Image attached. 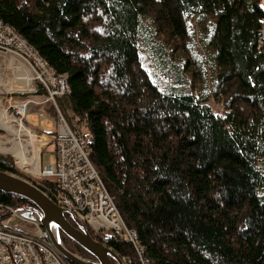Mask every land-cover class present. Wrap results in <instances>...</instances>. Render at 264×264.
Returning a JSON list of instances; mask_svg holds the SVG:
<instances>
[{"label": "trees", "instance_id": "obj_1", "mask_svg": "<svg viewBox=\"0 0 264 264\" xmlns=\"http://www.w3.org/2000/svg\"><path fill=\"white\" fill-rule=\"evenodd\" d=\"M262 4L0 0V20L67 77L68 123L91 135L90 160L150 264H264ZM42 110L56 117L51 103ZM49 140L38 137L39 158ZM8 160L0 153V171L12 172ZM18 166L36 170L35 159ZM0 204L34 208L3 192ZM104 236L136 264L128 244Z\"/></svg>", "mask_w": 264, "mask_h": 264}, {"label": "built area", "instance_id": "obj_2", "mask_svg": "<svg viewBox=\"0 0 264 264\" xmlns=\"http://www.w3.org/2000/svg\"><path fill=\"white\" fill-rule=\"evenodd\" d=\"M262 12L259 47L264 45V0ZM0 52L22 64L30 75V84H37L28 93L36 95L39 86L44 91L42 102L15 100L11 106L19 115L18 127L38 137L46 136L50 139L41 148V155L50 144L55 146V164L43 168L40 161L39 178L34 183L29 182L39 187L58 207L79 220L88 232L98 238L96 241L108 247L104 235L111 234L119 242L131 247L136 264H150L137 233L125 225L90 160L91 135L84 129L71 127L58 109L57 100L69 94L67 77L57 75L15 30L1 20ZM46 103H51L56 110V117L52 118L58 132L54 135L38 133L24 126L28 114H32L33 120L46 115L41 111H31L34 106L39 108ZM51 124L50 119L47 125ZM23 212L0 204V264H71L53 246L38 220L24 218ZM65 216L72 222L70 215ZM120 258L123 264H131L129 258Z\"/></svg>", "mask_w": 264, "mask_h": 264}, {"label": "rangeland", "instance_id": "obj_3", "mask_svg": "<svg viewBox=\"0 0 264 264\" xmlns=\"http://www.w3.org/2000/svg\"><path fill=\"white\" fill-rule=\"evenodd\" d=\"M197 54L199 56H203V51L200 48H197ZM29 86V74L24 69L22 64L17 62L14 59H11L8 54H4L0 52V110L5 112V114L8 117L13 118V122L11 123V126L13 128V133L10 131H6L3 128L0 127V141L2 143V148H5L7 150H11L14 145L17 146H25L26 150L28 151V161L27 163L21 162L19 159H17L16 154H9V153H3L4 156H7L9 158L8 162L13 165L12 172H8L11 175H14L16 177H20L23 179H26L32 183L37 181L36 179H32L25 175L26 172L22 171L21 168L18 166L21 164L23 167H28L30 163L36 158V164H37V170H39V164L41 161V167L46 166H52L55 164V146L53 144H50L42 153L40 154V158L37 155V139L38 136L34 135L31 131L24 129L23 127H18V119L19 115L17 114L16 110L12 108L15 100H18L19 102L26 101L27 99L36 101V102H42L44 98L38 94L33 95L31 93H28L31 90V87L37 86V84L32 83L28 89ZM16 92V93H15ZM61 111H63L62 115H64V118L66 119L68 123V119L71 114L66 105L62 100H57ZM46 104H43L38 107H33L31 109L32 113H35L36 111L43 112L42 108L45 107ZM211 106L214 109V112L219 114L222 112V105L221 103H216L214 101L211 102ZM56 111V110H55ZM52 120V124L49 126L47 125L48 120ZM69 124V123H68ZM24 126L26 128L33 129L37 131L38 133H45L48 135H54L58 132L56 122L52 117H49L48 115L39 118L37 120H33L32 114H28L25 118ZM31 133L34 136L35 139V147L31 148L29 145H27L29 139L26 133ZM29 149V150H28ZM35 152V153H34ZM2 153V152H1ZM15 159V160H14Z\"/></svg>", "mask_w": 264, "mask_h": 264}, {"label": "water", "instance_id": "obj_4", "mask_svg": "<svg viewBox=\"0 0 264 264\" xmlns=\"http://www.w3.org/2000/svg\"><path fill=\"white\" fill-rule=\"evenodd\" d=\"M0 192L24 198L34 205V208L25 210L22 216L31 220L37 219L48 233L53 246L71 264H123L114 251L94 240L79 220L58 207L39 187L28 180L0 171ZM65 214L71 216L72 222ZM60 234L76 243L94 260L70 252L64 246Z\"/></svg>", "mask_w": 264, "mask_h": 264}, {"label": "bare ground", "instance_id": "obj_5", "mask_svg": "<svg viewBox=\"0 0 264 264\" xmlns=\"http://www.w3.org/2000/svg\"><path fill=\"white\" fill-rule=\"evenodd\" d=\"M30 85L31 84H30V75H29V86H28V89H29ZM12 122H13V118L8 117L5 114V112L0 110V127L3 128L6 131H10V132L13 133V128L11 126ZM26 135L28 136V139H29L27 145H29L31 148L35 147V145H34L35 144L34 136L31 133H28V132L26 133ZM1 146H2V143L0 141V152L9 153V154H16L17 159H19L21 162H23L25 164L27 163L29 155H28V151L26 150V145L25 146H17V147L14 145V147L11 150H7L5 148H2ZM35 168H36V170H35L34 173H25V174L26 175H31V176L39 174V170H37L36 158H35Z\"/></svg>", "mask_w": 264, "mask_h": 264}]
</instances>
